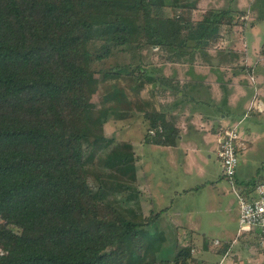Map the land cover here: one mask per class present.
<instances>
[{
	"label": "trees",
	"instance_id": "16d2710c",
	"mask_svg": "<svg viewBox=\"0 0 264 264\" xmlns=\"http://www.w3.org/2000/svg\"><path fill=\"white\" fill-rule=\"evenodd\" d=\"M195 4L0 0V264H196L179 243L172 258L160 256L166 236L149 227L164 210L144 215L133 144L106 135L124 113L114 111L116 83L93 101L122 72L147 76L141 65L98 66L119 48L157 47L177 62L234 24L231 9L192 22L184 10ZM169 6L182 11L168 15ZM144 118L145 142L175 143L161 113Z\"/></svg>",
	"mask_w": 264,
	"mask_h": 264
},
{
	"label": "crops",
	"instance_id": "0c3cea01",
	"mask_svg": "<svg viewBox=\"0 0 264 264\" xmlns=\"http://www.w3.org/2000/svg\"><path fill=\"white\" fill-rule=\"evenodd\" d=\"M242 2L248 5L255 3V0ZM260 2L264 4V0ZM263 18L264 15L260 14V21H264ZM250 30L256 42L252 44L248 36V45L244 51L235 47L212 48L206 44L185 54V57L177 62H167L164 59L161 62L153 61L154 63L151 62L147 66L141 65V71L146 72L147 76L140 77V87L133 94L131 106L135 108L134 113L144 118L146 111H158L163 115L165 123L176 131V136L175 143L170 146L145 142V134L138 143L142 148L148 146L151 155H156L158 159L162 156L164 164L173 169V184H176L173 192L177 196L182 197L183 194L207 186L217 187L223 190L224 194L230 186L232 191L239 194L254 193L255 185L245 186L250 180L240 181L238 178L240 162L243 166L247 164L248 154L254 149L253 144L259 136L255 129L262 123L264 114V49L261 47L264 36L260 34V28L257 26ZM212 38L209 36L206 42ZM238 55L242 57L237 58ZM148 76H154L155 79L150 80ZM126 116L128 114L124 112L123 117ZM145 122L147 130L148 122ZM224 127L237 128L247 144V149L239 156V166L233 181L228 179L227 182L224 175H219L220 179L214 184L210 167H215L217 160L223 173L218 149L219 132ZM131 143L133 144L132 141ZM133 147L137 155L138 188L143 199L141 204L144 215L149 216L152 211L156 212L154 199L158 204L161 203L168 185L164 184V178L155 172L159 168V162L156 163L154 159V168L151 171V163L146 160V155L138 153L134 144ZM148 171L150 178L155 177V182H150L147 178ZM263 178L264 176L255 183ZM231 184L238 185L239 190ZM144 200L149 202L148 215L145 213ZM159 207L162 205L159 204ZM160 209L165 211L166 207ZM175 224L180 228L190 226L180 218ZM216 241L219 240L213 242L215 245H222L223 241L228 242L223 240L216 244ZM206 244L203 250L193 255L194 258H199L197 263L211 260L213 256ZM231 247L225 256L229 254ZM194 251L193 248L192 252ZM200 252L202 255H199ZM203 262L202 264H206ZM230 264L238 263L232 261Z\"/></svg>",
	"mask_w": 264,
	"mask_h": 264
},
{
	"label": "rangeland",
	"instance_id": "374dc122",
	"mask_svg": "<svg viewBox=\"0 0 264 264\" xmlns=\"http://www.w3.org/2000/svg\"><path fill=\"white\" fill-rule=\"evenodd\" d=\"M170 5L172 0H166ZM186 1V0H181ZM190 3H196L197 6L194 10L185 9L184 12L190 14L192 22L198 23L202 20L205 13L209 9H231V15H233V25L220 26L217 30V34L209 40L207 45L212 48H220L221 46L235 47L244 51L248 45V36L251 38V43H255L254 34L250 30L254 27L260 28V34L264 36V21H260V14L264 15V4H261L255 0V3L244 5L242 0H188ZM196 1V2H195ZM257 1V2H256ZM165 13L172 15L173 13H180L182 10L171 6L164 9ZM251 12V13H250ZM242 13V14H241ZM264 20V18H263ZM224 38L226 41H224ZM249 43L250 48L252 44ZM264 49V43L262 44ZM165 52L158 49L157 47L144 46L142 50L127 49L125 51H115L109 57L105 58L98 66L102 69L108 70L113 66L118 65L119 67L129 65L130 69H136L138 65L147 66L151 62H161L164 60ZM238 55L237 58H241ZM255 60V58H254ZM253 60V61H254ZM153 62V63H154ZM136 75L138 72L134 71ZM101 73L97 76L100 77ZM127 75L122 72L120 77L110 79L105 85H102L101 89L93 96V101L97 104H101L104 95L107 92L113 91L116 83V89L118 97L114 103L116 108L114 111L126 112L128 116L123 118L110 117L105 124V132L109 137H115L118 140H130L135 145L138 153L145 154L146 160L150 161L151 171L154 166V159L156 163L159 162V168L155 172L160 174L164 179V184L168 185L165 190V197L159 204L154 199V208L160 211V208L166 207V210L162 213L158 221L149 227L151 231L157 229L164 232L166 236V242L163 245V249L160 256L164 258H172L176 253V245L191 246L194 248L193 255L198 254L199 250H203L206 247L211 252V260H204L210 264H230L232 261L238 264H264V238L258 233L252 232L251 234H245L242 236L238 235L239 229V208L238 199L239 194L232 191V186L224 194L223 190H219L217 187L207 186L206 188H200L199 190H193L189 193L183 194L182 197L177 196L173 192L174 186V171L173 169L166 166L162 156L158 159L156 155H151V151L146 146L142 148L139 145V140L144 137L146 132V122L144 118L139 117L134 113V106L132 104L133 94L138 90L140 79L137 76ZM112 101H108L111 104ZM257 117V116H256ZM148 122V121H147ZM248 123V122H247ZM259 136L253 144L254 149L248 154V162L244 166L240 162L238 178L240 181L250 180L255 182L264 176V114L262 116V123L257 125L255 129ZM214 178L211 180L214 184L218 182L219 175H223L220 164L217 163L214 167H210ZM153 173H151L152 177ZM195 175H193L194 177ZM216 176V177H215ZM150 182H155L156 179L153 176L150 178L149 171L148 177ZM226 181L228 179L224 176ZM151 179V180H150ZM195 181V180H194ZM249 181V182H250ZM191 182V181H190ZM210 184H212L210 182ZM233 185V184H231ZM238 185H233L237 191ZM235 189V190H236ZM231 190V191H230ZM239 194V195H238ZM144 200L145 213L148 215L149 202ZM141 202H143L141 196ZM143 208V207H142ZM180 215V216H179ZM178 218L182 219L183 222L190 225L188 227H178L175 222ZM193 228L195 230H191ZM215 240L223 241L226 240L231 243V251L227 256L221 251L222 245H215ZM223 241L222 243H224ZM199 255H202L200 252ZM196 259V258H195ZM199 259V258H198ZM196 259V260H198ZM202 262H196V264H202Z\"/></svg>",
	"mask_w": 264,
	"mask_h": 264
},
{
	"label": "built area",
	"instance_id": "2783aa9c",
	"mask_svg": "<svg viewBox=\"0 0 264 264\" xmlns=\"http://www.w3.org/2000/svg\"><path fill=\"white\" fill-rule=\"evenodd\" d=\"M155 131H151L154 134ZM247 149L240 132L235 127H224L219 132V157L223 175L233 181L239 166V156ZM238 235L258 233L264 238V178L257 183L254 193H242L238 199ZM219 241H216L218 244Z\"/></svg>",
	"mask_w": 264,
	"mask_h": 264
}]
</instances>
